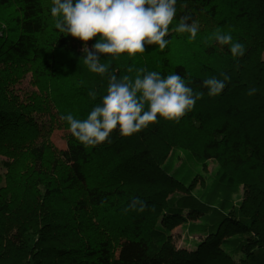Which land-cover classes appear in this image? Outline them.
<instances>
[{
  "label": "trees",
  "instance_id": "16d2710c",
  "mask_svg": "<svg viewBox=\"0 0 264 264\" xmlns=\"http://www.w3.org/2000/svg\"><path fill=\"white\" fill-rule=\"evenodd\" d=\"M50 7L0 0V264H264V0H177L168 46L99 54L103 76L84 65L79 39L55 28ZM183 15L199 24L194 39L173 31ZM217 30L245 54L234 58ZM141 69L179 74L201 99L179 121L158 116L128 137L117 129L96 146L75 137L65 150L53 144L57 130L70 132L62 115L86 119L110 75L134 81ZM224 75L225 89L209 96L203 80ZM29 77L34 90L22 93ZM183 155L186 167L218 164L206 192L193 194L175 170ZM114 158L123 161L110 165ZM241 186L244 202L231 217ZM137 199L145 211L125 212ZM195 220L206 238L178 248L175 230Z\"/></svg>",
  "mask_w": 264,
  "mask_h": 264
},
{
  "label": "clouds",
  "instance_id": "9594fccd",
  "mask_svg": "<svg viewBox=\"0 0 264 264\" xmlns=\"http://www.w3.org/2000/svg\"><path fill=\"white\" fill-rule=\"evenodd\" d=\"M176 4L177 0H51L50 13L60 33L85 43L84 65L91 72L103 76L108 73V67L100 62L99 54L118 57L127 53L135 56L144 53L146 45H158L160 50H164L169 44L166 39L169 27L176 19ZM173 31L188 33L194 39L199 24L190 15H183ZM98 35L100 39L90 50L87 42ZM213 36L219 45L229 46L234 58L245 54L243 44L233 43L230 33L217 30ZM139 71L145 74L142 77L137 75L134 81L127 75L119 79L115 74L110 75L107 94L86 119H76L71 113L61 116L82 145L102 144L117 129L124 137L139 133L155 123L158 116L179 121L201 99V94H194L179 74L163 77L159 72ZM229 79L227 75L222 80L216 77L205 79L202 87L214 97L225 89ZM255 92L253 87L247 94L251 96ZM88 95L96 99L95 91H89ZM145 208V203L137 199L124 211L144 212Z\"/></svg>",
  "mask_w": 264,
  "mask_h": 264
},
{
  "label": "rangeland",
  "instance_id": "374dc122",
  "mask_svg": "<svg viewBox=\"0 0 264 264\" xmlns=\"http://www.w3.org/2000/svg\"><path fill=\"white\" fill-rule=\"evenodd\" d=\"M183 7V5L181 6ZM182 9V8H180ZM179 9V10H180ZM98 38V37H97ZM76 46L83 50L85 47V43L81 40H75ZM74 41V42H75ZM87 47L91 48L90 41L87 42ZM18 90H20L22 93H30L34 90V88L31 85V78H27L24 80L21 84L18 85ZM74 136L65 130H57L53 136H52V142L53 144L58 148L65 150L67 148V143L70 139H73ZM136 146L137 143H134ZM170 156L168 155L166 161L164 162V165L168 163ZM123 161L122 159H112L110 162V165L113 163V166H117L119 163ZM190 167H186V155L181 156L180 161L177 162L175 170L181 168V173L185 177L186 180L189 181L190 184V190L193 194H197L199 192H206L208 190V187H210L212 180H210V177L215 173V171L218 168L217 163H211L210 166H208L206 169L193 166L189 164ZM127 167V166H126ZM128 168V167H127ZM192 168L191 171L188 169ZM129 169V168H128ZM1 174H4L5 172L3 170H0ZM129 174V172H126V174ZM203 182H206L205 188L203 187ZM244 196H245V189L243 186L239 188L237 192L234 193L232 201V209L228 211V214L231 217H234L236 215V209H238L241 204L244 202ZM125 218H123L124 220ZM118 220V219H117ZM116 221V220H115ZM198 224H201L200 220H195V223L192 224L193 228L191 226H179L175 232H174V240L176 242V245L180 249H188V250H195L196 245L200 243L202 240L206 238L205 234H202L199 229H196L195 226ZM129 245L128 241H123L121 244V248L117 252V256L120 257L122 254V251Z\"/></svg>",
  "mask_w": 264,
  "mask_h": 264
}]
</instances>
